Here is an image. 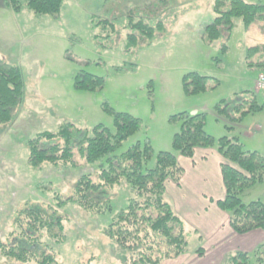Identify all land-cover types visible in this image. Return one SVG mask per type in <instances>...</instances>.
I'll return each instance as SVG.
<instances>
[{"label": "rangeland", "instance_id": "374dc122", "mask_svg": "<svg viewBox=\"0 0 264 264\" xmlns=\"http://www.w3.org/2000/svg\"><path fill=\"white\" fill-rule=\"evenodd\" d=\"M243 1L264 5V0ZM213 3L214 0H64L57 18L35 15L26 8L14 13L0 6V57L20 67L25 85L16 120L0 124V242L12 233L13 216L26 202L56 206L58 198L71 196L81 175L93 174L97 167L87 166L75 154L77 166L55 168L45 163L34 169L28 165V141L42 132H55L65 122L89 132L97 125L114 131L113 118L103 109L106 104L142 122L140 132L123 142L116 155L136 142L146 141L155 155L171 151L173 135L180 127V122L171 117L201 113L206 116L208 135L216 140L236 138L244 150L264 156V111L246 115L240 123L215 111L224 101L231 118H238L233 108L247 100L259 74H264V69L256 65L258 60L264 61V51L250 58L247 55L249 48L264 44V24L257 22L245 29L236 19L229 35L222 32L218 40L206 44L204 29L213 20ZM144 5L154 13L147 22L154 32L151 37L137 34L136 45L128 48V11ZM251 63L255 65L250 67ZM80 71L103 78V89L76 90L74 79ZM193 72L219 85L187 96L182 78ZM215 81L209 86L213 87ZM257 99L264 102V95L257 94ZM154 163L153 158L149 166ZM110 196L112 211L102 215L73 204L59 210L64 217L65 241L55 245L46 240L54 248L59 264L123 263L119 248L105 232L114 215L126 207L132 192L122 185L111 190ZM168 199L175 204L171 192ZM255 200L264 203V182L242 195L243 203ZM208 215L183 218L189 252L164 264H222L228 253L251 243L252 235H237L229 245L236 244L235 250H228L221 258L223 249L209 247L213 245L211 241L204 240ZM223 232L225 229L220 231ZM240 244L242 248L237 247ZM259 244L263 246L264 239ZM199 247L206 254L204 251L197 256ZM0 264L21 263L0 256Z\"/></svg>", "mask_w": 264, "mask_h": 264}, {"label": "trees", "instance_id": "16d2710c", "mask_svg": "<svg viewBox=\"0 0 264 264\" xmlns=\"http://www.w3.org/2000/svg\"><path fill=\"white\" fill-rule=\"evenodd\" d=\"M64 0H0V6L14 13L24 8L35 15L57 18ZM213 20L204 29L203 40L211 44L222 32L230 34L234 21L240 19L245 29L261 22L264 24V5L246 3L243 0H214ZM154 15L149 5L130 9L127 27L128 48L136 45L137 34L151 37L154 27L147 23ZM158 28L161 27L159 23ZM227 51V46L222 47ZM264 51V44L247 50L248 58ZM255 64H250L252 67ZM256 65L264 69V61ZM214 79L198 73H188L182 78L183 92L195 96L215 89L209 86ZM104 79L80 71L74 79L76 90L100 91ZM25 85L19 66L0 57V124L13 123L23 104ZM247 100L232 111L238 118H231L225 102L215 107L217 115L231 122L240 123L243 117L264 111L256 93L248 92ZM104 111L113 118L114 131L103 125L90 132L65 122L55 132H42L27 143L28 165L39 169L45 163L58 168L59 165L77 166V154L87 166H97L93 174L81 175L74 184L70 197L59 199L56 206L40 202H26L13 216V230L5 242H0V256L21 264H59L54 248L65 241L64 217L59 210L73 204L94 215L112 211L111 190L122 185L130 188L132 197L125 208L111 219L105 235L115 244L123 256L122 264H163L189 252V239L183 220L175 213L167 194L166 184L179 185L184 174L179 157L192 159L197 149H214L222 157L220 172L225 195L217 201V207L228 215V223L239 236L256 230L264 231V203L260 200L243 203L242 195L257 184L264 182V156L243 149L236 138L215 139L205 131V114L181 113L171 117L180 122L173 135L172 149L155 155L149 141L136 142L126 152L116 155L118 148L129 137L142 129L141 119L127 113H118L107 104ZM155 163L149 166L152 159ZM199 242L202 236L198 237ZM197 256L204 250L199 247ZM222 264H264V245L252 252L234 251Z\"/></svg>", "mask_w": 264, "mask_h": 264}, {"label": "crops", "instance_id": "0c3cea01", "mask_svg": "<svg viewBox=\"0 0 264 264\" xmlns=\"http://www.w3.org/2000/svg\"><path fill=\"white\" fill-rule=\"evenodd\" d=\"M222 161V157L214 149H197L192 159L178 158V162L184 170L180 184L175 185L172 182L166 184L167 197L168 193L171 192L175 204H172L171 201L170 203L175 213L183 222V218H186L188 215L199 216L200 214H209L206 219L207 226L209 227L203 233L204 240L206 238L207 241H211L213 245H209V247L215 245L223 249L221 250V258L228 250H235L234 246L236 244H233L231 247L229 245L237 236L229 226L228 215L222 212L216 205V202L223 199L225 195L220 172ZM225 224L226 226H224ZM192 227L200 229L196 225H192ZM223 229H225V232L220 233ZM206 232L207 236L205 235ZM247 235H252L250 238L251 243L244 247V249L242 248L243 245H237V247L242 249L235 251L252 252L260 245L259 242L264 239V231L262 230H256L243 236ZM226 239L229 241L225 244L222 243ZM216 240L218 241L216 242ZM204 251L206 254L205 249Z\"/></svg>", "mask_w": 264, "mask_h": 264}, {"label": "built area", "instance_id": "2783aa9c", "mask_svg": "<svg viewBox=\"0 0 264 264\" xmlns=\"http://www.w3.org/2000/svg\"><path fill=\"white\" fill-rule=\"evenodd\" d=\"M255 90L264 93V75H259L255 82Z\"/></svg>", "mask_w": 264, "mask_h": 264}]
</instances>
